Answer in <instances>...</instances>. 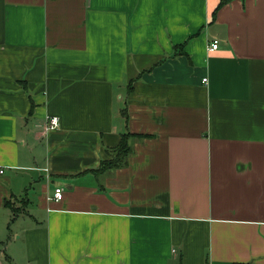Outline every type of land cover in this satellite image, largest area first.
Wrapping results in <instances>:
<instances>
[{
	"label": "crops",
	"instance_id": "obj_1",
	"mask_svg": "<svg viewBox=\"0 0 264 264\" xmlns=\"http://www.w3.org/2000/svg\"><path fill=\"white\" fill-rule=\"evenodd\" d=\"M0 170V264H264V0H0Z\"/></svg>",
	"mask_w": 264,
	"mask_h": 264
},
{
	"label": "trees",
	"instance_id": "obj_2",
	"mask_svg": "<svg viewBox=\"0 0 264 264\" xmlns=\"http://www.w3.org/2000/svg\"><path fill=\"white\" fill-rule=\"evenodd\" d=\"M141 137V135L138 136L131 133L122 135V140L119 146L108 150V155L111 159L102 161L100 169L96 171V175L102 176L126 167L128 165L129 156L133 150L134 140ZM6 206L10 208L11 202H7ZM11 209L13 210L14 215H17V209H15V207H11Z\"/></svg>",
	"mask_w": 264,
	"mask_h": 264
},
{
	"label": "built area",
	"instance_id": "obj_3",
	"mask_svg": "<svg viewBox=\"0 0 264 264\" xmlns=\"http://www.w3.org/2000/svg\"><path fill=\"white\" fill-rule=\"evenodd\" d=\"M219 48V43L218 41H215L209 48V52H212V51H215ZM208 79H204L203 82L204 83H207ZM60 127V120L58 117H53V116H48L46 118V123L44 125V127L42 128V130L45 132V133H49L51 131H54L56 129H58ZM0 173L3 174L4 171L3 170H0ZM63 196H64V192L61 188H57L56 191H55V196H54V199L55 201H62L63 199ZM0 262H1V256H0Z\"/></svg>",
	"mask_w": 264,
	"mask_h": 264
}]
</instances>
